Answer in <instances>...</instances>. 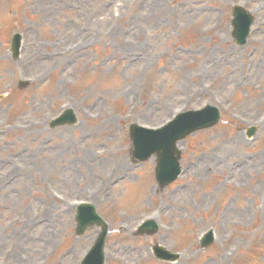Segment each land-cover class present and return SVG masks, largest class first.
<instances>
[{
  "label": "rangeland",
  "instance_id": "rangeland-1",
  "mask_svg": "<svg viewBox=\"0 0 264 264\" xmlns=\"http://www.w3.org/2000/svg\"><path fill=\"white\" fill-rule=\"evenodd\" d=\"M234 3L255 15L241 48ZM207 102L221 122L181 143L183 173L158 189L129 124ZM66 106L77 123L49 128ZM77 200L109 224L105 264H264V0H0V264H78L98 228L74 234ZM148 217L158 231L135 235Z\"/></svg>",
  "mask_w": 264,
  "mask_h": 264
},
{
  "label": "water",
  "instance_id": "water-1",
  "mask_svg": "<svg viewBox=\"0 0 264 264\" xmlns=\"http://www.w3.org/2000/svg\"><path fill=\"white\" fill-rule=\"evenodd\" d=\"M238 15L241 17L243 15V13L239 12ZM249 21H250V19L248 17V22ZM145 138L146 137H143V139H145ZM143 139L141 138V140H143ZM170 139H171L170 136H165V135L162 136V134L156 133L154 135H149L148 139L146 141L148 146L151 148L150 151H152L154 149L159 150L158 149L159 147H160V149L163 150L164 154L162 157V162H163V168L166 167V169L168 168V165H171L170 162H174V164H175V158L171 154L173 149H169V147L172 145ZM170 168H171V166H169V169ZM161 172H163V171H161Z\"/></svg>",
  "mask_w": 264,
  "mask_h": 264
},
{
  "label": "bare ground",
  "instance_id": "bare-ground-1",
  "mask_svg": "<svg viewBox=\"0 0 264 264\" xmlns=\"http://www.w3.org/2000/svg\"><path fill=\"white\" fill-rule=\"evenodd\" d=\"M167 230H168V229H167ZM140 255H141V254H140ZM140 255H139V256H140ZM141 257H144V258H145V255H142Z\"/></svg>",
  "mask_w": 264,
  "mask_h": 264
}]
</instances>
